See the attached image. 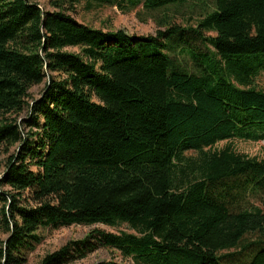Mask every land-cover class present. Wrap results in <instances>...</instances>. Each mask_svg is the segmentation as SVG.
<instances>
[{"label": "trees", "instance_id": "obj_1", "mask_svg": "<svg viewBox=\"0 0 264 264\" xmlns=\"http://www.w3.org/2000/svg\"><path fill=\"white\" fill-rule=\"evenodd\" d=\"M41 1L0 0V150L16 149L0 177V264H27L41 231L99 224L134 233L94 230L40 264L84 258L95 240L134 264H224L249 235L247 264H264V206L231 208L241 179L264 194V161L215 149L264 141V0ZM82 5L142 8L160 30L93 28L73 17ZM189 6L203 15L178 25L172 10Z\"/></svg>", "mask_w": 264, "mask_h": 264}, {"label": "rangeland", "instance_id": "obj_2", "mask_svg": "<svg viewBox=\"0 0 264 264\" xmlns=\"http://www.w3.org/2000/svg\"><path fill=\"white\" fill-rule=\"evenodd\" d=\"M46 5V1H41ZM192 6L185 9L172 10L174 13L173 21L182 26H196L197 21L200 19L202 10L196 8L191 10ZM49 9V7H47ZM198 10V11H197ZM163 15V14H162ZM159 14L151 15L149 12L142 8L132 12H122L114 6H101L93 11H87L85 6H80L77 12L74 14V19L79 23L88 25L93 28L102 29L104 31H119L123 30L128 35L136 37H146L150 35H156L160 30L158 22L155 17ZM156 19V20H155ZM207 35V34H206ZM189 48L197 54H207L213 52V47L209 44L200 41H189ZM69 51H78L77 49H69ZM173 57L177 56L183 61V64L193 72H196L195 63L186 55L180 54V48L171 53ZM262 74V73H261ZM256 83L260 88L264 89V76L261 75L257 78ZM46 83L37 86L32 89L34 95L33 99H40L43 91L45 90ZM23 119L26 118V114L23 115ZM28 130V129H27ZM232 146L238 153L246 155L250 158H256L259 161H264V141L263 142H249L243 140H232L229 142L219 143L215 149H223L226 146ZM16 153V149H13L10 155ZM10 155H6L3 150H0V177L6 168L7 158ZM198 155L195 152L186 153L188 158H196ZM245 179H241L235 185L232 191L233 196L237 197L236 202L231 204L233 210L244 209L250 206H264V194L249 192L246 194L242 192L241 186L245 183ZM239 197L241 199H239ZM94 230H100L110 234H119L120 232L134 233L127 225H122L121 228L115 229L105 225L83 226L73 225L61 228L59 230H44L40 232L42 242L32 252L28 254L27 264H40L42 259L49 254L59 251L63 247L70 245L72 242H78L85 240L88 235ZM0 238L5 239L7 235L0 230ZM258 235H249L245 241L242 242L239 249H235L229 252H225L227 257L224 264H247L251 258L258 251L256 247H252V244L259 240ZM96 244V249L89 252L86 257L80 258L79 254L72 253L73 258L66 264H98L102 262L116 261L118 263L134 264L131 259H127L120 254L117 250L107 247L100 242V240L93 241Z\"/></svg>", "mask_w": 264, "mask_h": 264}]
</instances>
